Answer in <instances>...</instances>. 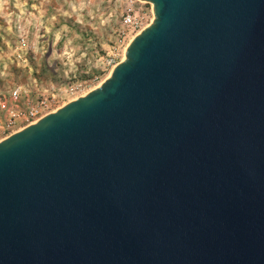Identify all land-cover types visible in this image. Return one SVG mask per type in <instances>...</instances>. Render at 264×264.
<instances>
[{"label":"water","instance_id":"95a60500","mask_svg":"<svg viewBox=\"0 0 264 264\" xmlns=\"http://www.w3.org/2000/svg\"><path fill=\"white\" fill-rule=\"evenodd\" d=\"M90 92L0 140V264H264V0H143Z\"/></svg>","mask_w":264,"mask_h":264},{"label":"rangeland","instance_id":"374dc122","mask_svg":"<svg viewBox=\"0 0 264 264\" xmlns=\"http://www.w3.org/2000/svg\"><path fill=\"white\" fill-rule=\"evenodd\" d=\"M129 13L138 27L124 23ZM154 17L143 0H0V92L13 84L60 92L83 83L60 108L107 79Z\"/></svg>","mask_w":264,"mask_h":264},{"label":"built area","instance_id":"2783aa9c","mask_svg":"<svg viewBox=\"0 0 264 264\" xmlns=\"http://www.w3.org/2000/svg\"><path fill=\"white\" fill-rule=\"evenodd\" d=\"M124 23L138 27L139 20L134 14H127ZM21 42H26L24 34ZM83 90V83L69 85L63 91L56 92V87L46 90L28 89L23 84H13L6 91L0 92V140L38 121L58 109L60 103Z\"/></svg>","mask_w":264,"mask_h":264}]
</instances>
